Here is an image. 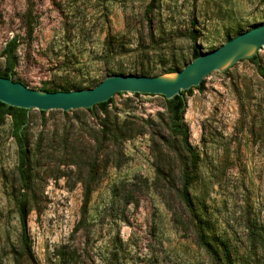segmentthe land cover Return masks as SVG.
<instances>
[{"label": "rangeland", "instance_id": "rangeland-1", "mask_svg": "<svg viewBox=\"0 0 264 264\" xmlns=\"http://www.w3.org/2000/svg\"><path fill=\"white\" fill-rule=\"evenodd\" d=\"M262 24L264 0H0V54L17 38L13 81L33 90L44 84L84 90L119 70L156 73L176 62L182 69L193 49L211 52ZM258 56L264 69L263 49ZM201 84L185 96L183 116L198 160L193 171L169 132L160 96L113 98L129 136L114 143L100 137L99 121L85 110L44 117L31 110L26 183L6 118L0 264H215L198 244L193 218L240 253L249 224L264 237V77L243 60ZM186 173L189 204L182 196ZM18 200L29 207L26 248ZM252 260L264 264V252Z\"/></svg>", "mask_w": 264, "mask_h": 264}, {"label": "trees", "instance_id": "trees-1", "mask_svg": "<svg viewBox=\"0 0 264 264\" xmlns=\"http://www.w3.org/2000/svg\"><path fill=\"white\" fill-rule=\"evenodd\" d=\"M152 11V5L147 9V14H150ZM28 35L32 34V27L29 25L27 30ZM240 34V33H239ZM192 41L195 42V38ZM19 47L17 38H12L2 50L0 57L4 58V66L0 70V77L9 78L13 80L14 69L16 67V51ZM264 50V49H263ZM201 55L197 49H193L190 62ZM249 63L255 66L258 74L261 77H264V69L260 64V58L258 53L254 56L245 59ZM243 61V60H240ZM188 63L184 64L186 66ZM181 70L179 68L178 62L174 63L170 68L160 70L156 73L141 67L136 69L133 73L125 72L124 70H119L118 75H138V76H158L165 73L177 72ZM111 75H117L116 73H111ZM18 82V81H17ZM202 84L196 88L181 92L180 95L175 96L170 100H166L162 97L164 101V108L168 116V128L172 136L179 138V145L182 152L186 153L191 160V170L193 171L197 165V157L193 152L192 148L188 143V133L187 128L183 122V116L186 110V95H191L192 91L202 90ZM80 87L75 86H59L46 88V84L40 89L45 92H60V91H73L81 90ZM122 94H118L120 96ZM133 96L138 97L140 94H133ZM114 99L111 98L104 103H100L94 106L92 109L85 110L89 117L93 120L99 121L98 133L102 139H106L112 143L116 140H127L129 137L127 135L126 127L123 123L119 121L118 116L115 114L116 108L113 105ZM71 112V111H70ZM42 117L46 112L39 111ZM69 112H62L63 115H67ZM9 118L11 121L12 135L17 143V157H18V172L19 176L24 183H26L28 177L30 176L31 169V159L32 154L26 144V136L28 131V122L29 118L27 117V111L24 109L14 108L7 106L0 102V125L3 124L4 120ZM97 141V138H94L93 141ZM93 173H90V178H92ZM192 176L190 173L185 175V183L183 185L182 196L184 201L189 204V197L187 194L188 185L191 183ZM26 187V184H25ZM24 189V188H23ZM90 197V189L85 190V197L83 206L86 207ZM16 212L19 218V223L22 228V248L27 246V237H26V218L29 213V207L23 200H18L16 202ZM195 221L196 235L198 239L199 246L206 252L210 259L215 264H249L252 259L257 256V254L264 252V237L261 234V229L256 224H249L248 230L249 235L247 239L246 251L240 253V250L235 248L230 240L222 236H208L209 227L203 218H193ZM214 235V234H212Z\"/></svg>", "mask_w": 264, "mask_h": 264}, {"label": "water", "instance_id": "water-1", "mask_svg": "<svg viewBox=\"0 0 264 264\" xmlns=\"http://www.w3.org/2000/svg\"><path fill=\"white\" fill-rule=\"evenodd\" d=\"M264 49V24L231 38L219 48L201 54L177 72L158 76L113 75L95 87L84 90L45 92L30 89L9 78L0 77V102L27 111H61L92 109L118 94L130 93L162 96L170 100L181 92L198 87L216 70H225L240 60Z\"/></svg>", "mask_w": 264, "mask_h": 264}]
</instances>
